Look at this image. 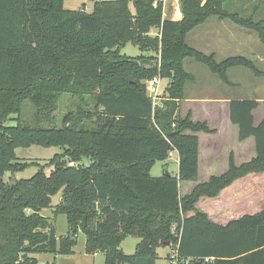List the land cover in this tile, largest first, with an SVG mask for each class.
<instances>
[{
    "label": "trees",
    "instance_id": "obj_1",
    "mask_svg": "<svg viewBox=\"0 0 264 264\" xmlns=\"http://www.w3.org/2000/svg\"><path fill=\"white\" fill-rule=\"evenodd\" d=\"M63 1L0 0V264H36V253L69 255L79 232L86 254H101L104 264H154L160 247L189 264H264V208L224 226L195 208L200 198L264 173V100H231L228 107L238 141L253 139L254 157L236 165L230 154L223 174L183 196L179 183L198 177L196 134L212 130L177 112L193 80L183 66L188 58L226 85L232 68L259 73L243 56L217 62L189 47L188 33L215 17L255 32L264 45V21L225 11V0H177L179 21L163 17L162 0L94 2L90 13L66 10ZM126 44L141 55H121ZM157 76L168 81L161 106H153L145 86ZM62 94L71 101L64 100L69 111L57 126ZM24 103L31 106L27 122ZM12 115L16 124L6 126ZM33 146L61 153L43 165L19 162L16 150ZM172 149L177 177L150 176ZM30 165L37 167L30 178H13ZM57 193L53 214H64L70 231L58 240L40 215ZM128 236L139 239L131 255L119 249Z\"/></svg>",
    "mask_w": 264,
    "mask_h": 264
},
{
    "label": "rangeland",
    "instance_id": "obj_2",
    "mask_svg": "<svg viewBox=\"0 0 264 264\" xmlns=\"http://www.w3.org/2000/svg\"><path fill=\"white\" fill-rule=\"evenodd\" d=\"M101 1L114 0H64L63 8L72 11L82 9L90 13L93 3ZM162 3L163 9L165 8V10H169L172 13L177 7H179L177 0H166V2L162 0ZM222 8L230 13H236L243 18H250L256 22L264 21V0H225ZM156 32L157 29H154L152 34H155ZM186 44L206 55L213 54L214 59L217 62L223 61L229 57L243 56L253 62L259 73L254 75L252 71L246 68H232L227 73L231 85H226L221 82L216 75L212 74L206 66L188 58L183 62L184 69L187 73L193 75L199 84L197 86L198 90H195L192 88L194 83H187L183 99L185 97L191 98L195 96L216 98L220 95H230L235 99L264 100V45L260 43L255 32L236 26L229 20H219L213 17L188 33L186 36ZM120 54L127 57H138L141 55V52L138 47L126 44L120 49ZM144 54L150 55L152 52L145 51ZM147 82L148 81L145 82L146 91L150 96L152 94V89H148L149 85ZM166 84V80H161L160 87L158 88L159 90H157V94L160 93L162 95L160 97L162 98H166ZM213 84L218 86L217 90L220 92L219 94L211 89ZM162 88L164 90H162ZM200 91H205V93H201ZM157 98H159V96H157ZM66 99L71 101L70 96L67 94H62L59 97L58 108L55 114L57 126L60 125L62 116L69 111L62 109L63 102ZM164 100L161 102V105L164 103ZM152 101L153 106H159L154 104L157 103L156 100ZM29 108L31 109V106L28 103H24L21 114L22 122H27L29 120H26L24 117V109H26V116H28V114H30ZM255 113L259 116L261 114V108ZM178 115L180 116L179 113ZM15 117L16 116L12 115L5 125H15L16 122L12 120ZM60 153L61 149L53 147L41 148L33 146L26 149L16 150V156L18 157L19 162H37L40 165L45 164L55 154ZM86 164L87 163H85V165ZM177 169V158H167L165 161L154 163L150 170V176L160 177L165 174V172H168L170 176L177 177ZM36 171L37 167L30 165L24 170L15 172L13 178L15 180L28 179ZM184 190L185 188L183 187L181 190L179 189V194L181 195L184 193ZM228 194H230L229 198L231 199L228 206L230 205L233 211L236 210L235 213L247 215L257 213L259 211L258 209L264 208V173L250 174L244 179V181L236 183L233 188L229 189ZM59 200L60 194L57 193L51 198V207L44 208L40 211V215L50 219L49 222H51V225L53 226V231L57 240L70 234L65 215L61 213L53 214V209L58 204ZM212 200L213 198L202 197V199L195 204V208L197 210H202L211 216L215 211L213 207L214 201ZM208 219L213 220L212 217H208ZM138 242L139 239L136 237H125L121 242L119 249L124 254L131 255L134 253ZM84 246V236L79 232L76 238V245L72 249L71 254L59 255L58 253H36L31 254L30 257L37 260L36 264H104L103 256L101 254L88 255L85 252ZM170 251L171 250H169L168 247L158 248L156 251L157 258L154 264H168L166 255L169 254Z\"/></svg>",
    "mask_w": 264,
    "mask_h": 264
},
{
    "label": "crops",
    "instance_id": "obj_3",
    "mask_svg": "<svg viewBox=\"0 0 264 264\" xmlns=\"http://www.w3.org/2000/svg\"><path fill=\"white\" fill-rule=\"evenodd\" d=\"M164 2H166V0H164ZM163 17L168 18L172 21L181 20L179 7H177L173 13L169 10H165L164 8ZM161 80L163 79H160V82ZM160 82L158 88L160 87ZM166 82L168 84L167 80ZM191 82L194 83L192 88L198 90L197 86L199 82L195 80L194 76ZM211 89H213V91L218 94L220 93L217 90L218 86H215L214 84ZM162 90L164 89L162 88ZM201 93H205V91H202ZM157 96H159V98L155 99L157 103L154 104L160 106L161 102L165 98L160 97L162 96L160 93L157 94ZM231 100L241 99H235L230 95H220L216 98L195 96L191 98L185 97L183 100H180L178 102L177 112L181 117L190 113L191 119L193 121L205 122L208 128L212 130L211 133L196 134L198 138V177L194 182L179 183L180 190L182 189V187L185 188V190L183 191L184 193H182L181 196L188 194L196 184L207 181L210 176L223 174L227 170L230 154L233 155V160L236 165L247 163L254 157L253 139L248 138L244 141H238L237 128L229 121L228 107ZM254 100H257L259 103L263 101L258 99ZM259 108H261V114L258 116L255 112ZM257 110L253 112L254 124L259 123L263 116L261 105L257 108ZM248 176L236 180L232 185L223 189L218 196L213 198L212 201H214L213 207L215 211L211 216L202 210L198 211L204 212L209 218H213V220H211L214 223L220 224L222 226L227 225L231 221H234L243 215H247L235 213L236 210L233 211L230 205L228 206L231 200L229 198L230 194H228V191L229 189L233 188L236 183L244 181V179H246ZM261 209L263 208H260L258 210L260 211Z\"/></svg>",
    "mask_w": 264,
    "mask_h": 264
},
{
    "label": "built area",
    "instance_id": "obj_4",
    "mask_svg": "<svg viewBox=\"0 0 264 264\" xmlns=\"http://www.w3.org/2000/svg\"><path fill=\"white\" fill-rule=\"evenodd\" d=\"M159 82H160L159 77H154L147 82L149 85L148 89L149 90L152 89V94L150 95L152 100H155L157 98V90H158ZM174 157L177 158V153L175 152L174 149H172L168 152V158H174ZM68 166L73 167L74 163L69 162ZM167 261H168V264H189V262L187 260L180 259L174 249L170 251ZM205 261L207 262L208 260H205Z\"/></svg>",
    "mask_w": 264,
    "mask_h": 264
},
{
    "label": "water",
    "instance_id": "obj_5",
    "mask_svg": "<svg viewBox=\"0 0 264 264\" xmlns=\"http://www.w3.org/2000/svg\"><path fill=\"white\" fill-rule=\"evenodd\" d=\"M165 174H166L167 176H169L168 172H165Z\"/></svg>",
    "mask_w": 264,
    "mask_h": 264
}]
</instances>
